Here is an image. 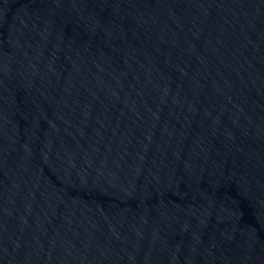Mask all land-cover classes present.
<instances>
[{
  "label": "water",
  "instance_id": "1",
  "mask_svg": "<svg viewBox=\"0 0 264 264\" xmlns=\"http://www.w3.org/2000/svg\"><path fill=\"white\" fill-rule=\"evenodd\" d=\"M0 264H264V0H0Z\"/></svg>",
  "mask_w": 264,
  "mask_h": 264
}]
</instances>
